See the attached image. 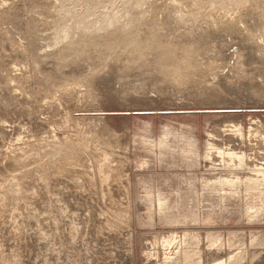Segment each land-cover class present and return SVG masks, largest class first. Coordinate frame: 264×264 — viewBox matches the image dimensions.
<instances>
[{
	"label": "rangeland",
	"instance_id": "obj_1",
	"mask_svg": "<svg viewBox=\"0 0 264 264\" xmlns=\"http://www.w3.org/2000/svg\"><path fill=\"white\" fill-rule=\"evenodd\" d=\"M0 127V264H264V0H0Z\"/></svg>",
	"mask_w": 264,
	"mask_h": 264
},
{
	"label": "bare ground",
	"instance_id": "obj_2",
	"mask_svg": "<svg viewBox=\"0 0 264 264\" xmlns=\"http://www.w3.org/2000/svg\"><path fill=\"white\" fill-rule=\"evenodd\" d=\"M2 123V122H1ZM1 128V127H0ZM12 177V176H11ZM16 181V180H15ZM8 185V184H7ZM9 186V185H8ZM74 221V220H73ZM75 224V223H74ZM75 228V227H74ZM76 230V229H75ZM74 231V230H73ZM77 233V230L75 231Z\"/></svg>",
	"mask_w": 264,
	"mask_h": 264
}]
</instances>
